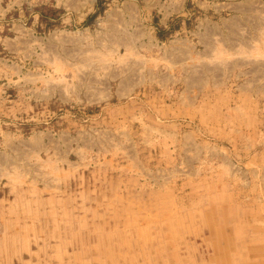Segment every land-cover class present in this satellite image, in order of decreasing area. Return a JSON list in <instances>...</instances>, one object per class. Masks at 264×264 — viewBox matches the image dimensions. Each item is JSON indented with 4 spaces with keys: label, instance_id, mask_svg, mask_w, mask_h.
I'll use <instances>...</instances> for the list:
<instances>
[{
    "label": "rangeland",
    "instance_id": "1",
    "mask_svg": "<svg viewBox=\"0 0 264 264\" xmlns=\"http://www.w3.org/2000/svg\"><path fill=\"white\" fill-rule=\"evenodd\" d=\"M0 0V264H264V6Z\"/></svg>",
    "mask_w": 264,
    "mask_h": 264
},
{
    "label": "crops",
    "instance_id": "2",
    "mask_svg": "<svg viewBox=\"0 0 264 264\" xmlns=\"http://www.w3.org/2000/svg\"><path fill=\"white\" fill-rule=\"evenodd\" d=\"M259 4L260 7L264 6V0H249V1H244L243 2V7H244V11L243 13L245 14V18L247 17V9L249 8V11L250 9H252V7L254 6H257ZM247 10V11H246Z\"/></svg>",
    "mask_w": 264,
    "mask_h": 264
}]
</instances>
